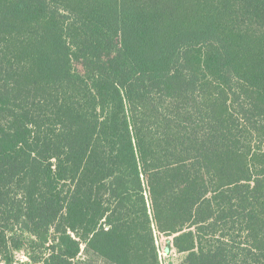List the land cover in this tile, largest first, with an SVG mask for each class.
Segmentation results:
<instances>
[{
	"label": "trees",
	"instance_id": "16d2710c",
	"mask_svg": "<svg viewBox=\"0 0 264 264\" xmlns=\"http://www.w3.org/2000/svg\"><path fill=\"white\" fill-rule=\"evenodd\" d=\"M264 264V0H0V264Z\"/></svg>",
	"mask_w": 264,
	"mask_h": 264
},
{
	"label": "rangeland",
	"instance_id": "374dc122",
	"mask_svg": "<svg viewBox=\"0 0 264 264\" xmlns=\"http://www.w3.org/2000/svg\"><path fill=\"white\" fill-rule=\"evenodd\" d=\"M159 248H160V253L162 255V260L164 264H176L180 258L179 254H171L168 255L165 252V247L163 245L162 240H158Z\"/></svg>",
	"mask_w": 264,
	"mask_h": 264
},
{
	"label": "water",
	"instance_id": "95a60500",
	"mask_svg": "<svg viewBox=\"0 0 264 264\" xmlns=\"http://www.w3.org/2000/svg\"><path fill=\"white\" fill-rule=\"evenodd\" d=\"M168 250V247H165V251H167Z\"/></svg>",
	"mask_w": 264,
	"mask_h": 264
}]
</instances>
